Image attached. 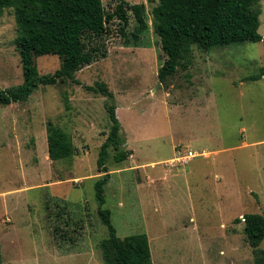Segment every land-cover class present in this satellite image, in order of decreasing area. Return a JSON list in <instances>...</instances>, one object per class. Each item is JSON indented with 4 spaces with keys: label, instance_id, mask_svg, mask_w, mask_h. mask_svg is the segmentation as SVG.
Segmentation results:
<instances>
[{
    "label": "rangeland",
    "instance_id": "rangeland-1",
    "mask_svg": "<svg viewBox=\"0 0 264 264\" xmlns=\"http://www.w3.org/2000/svg\"><path fill=\"white\" fill-rule=\"evenodd\" d=\"M127 1L146 6L149 28L138 40L131 35L137 26L131 10L129 41L118 20L99 31L71 23L57 44L42 47L36 65L40 74L53 73L88 54L91 62L76 72L81 83L67 78L40 86L26 101L0 104L3 263L104 264L100 243L108 230L95 182L103 175L97 158L111 128L109 103L124 147L132 150L122 163L111 151L108 162L104 207L118 235L146 233L153 264H255L245 223L236 219L264 215V76L248 79L264 66V42L194 47L187 65L161 82L165 55L153 27L156 2ZM103 4L112 11L117 2ZM259 4L264 36V0ZM16 35L14 12L6 9L0 90L24 81ZM99 82L113 99L84 87ZM49 123L69 135L71 157L50 158Z\"/></svg>",
    "mask_w": 264,
    "mask_h": 264
},
{
    "label": "trees",
    "instance_id": "trees-1",
    "mask_svg": "<svg viewBox=\"0 0 264 264\" xmlns=\"http://www.w3.org/2000/svg\"><path fill=\"white\" fill-rule=\"evenodd\" d=\"M117 2L112 11H107L103 0H0V17L6 9L14 12L16 22L15 45L19 52L24 71L21 84L0 90V104L9 105L26 101L40 86L54 85L64 79L80 84L76 72L84 63L91 62L90 55H75L71 68L61 66L53 73L40 74L36 56L43 52L42 47L57 44L64 29L71 23H80L94 30H101L113 20L121 23V34L129 41L127 28L130 24L129 10L132 11L137 26L131 32L135 40L148 30L146 6L144 3ZM156 2L152 9L153 27L160 38L161 50L165 59L159 69L161 82L173 76L180 66L187 65L193 48L210 50L244 42H264L259 32L261 6L259 0H149ZM61 57L63 53L60 52ZM264 76V66L249 80ZM87 91L96 95L114 98V92L99 82L84 85ZM111 121L106 140L99 149L97 169L103 175L95 182V194L99 201L98 214L107 227L108 236L100 247L104 264H153L149 238L146 233H135L120 237L112 221V211L104 207L106 203L105 186L111 178L108 162L113 151L115 163L126 161L132 150L124 147L122 125L114 104H105ZM48 153L53 160L72 156L74 147L69 135L61 128L49 123ZM245 223L244 231L250 244L255 264H264V215L247 213L236 222ZM0 242V264L2 260Z\"/></svg>",
    "mask_w": 264,
    "mask_h": 264
},
{
    "label": "built area",
    "instance_id": "built-area-1",
    "mask_svg": "<svg viewBox=\"0 0 264 264\" xmlns=\"http://www.w3.org/2000/svg\"><path fill=\"white\" fill-rule=\"evenodd\" d=\"M181 153H182L181 151L178 152V154H181ZM188 155H191V157L196 156V155H194V153L191 150L188 151Z\"/></svg>",
    "mask_w": 264,
    "mask_h": 264
}]
</instances>
